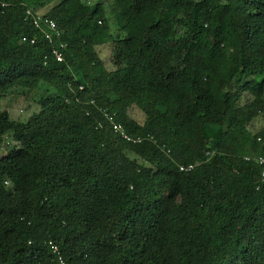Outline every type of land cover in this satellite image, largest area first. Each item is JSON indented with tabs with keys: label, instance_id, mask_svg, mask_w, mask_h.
Returning a JSON list of instances; mask_svg holds the SVG:
<instances>
[{
	"label": "trees",
	"instance_id": "obj_1",
	"mask_svg": "<svg viewBox=\"0 0 264 264\" xmlns=\"http://www.w3.org/2000/svg\"><path fill=\"white\" fill-rule=\"evenodd\" d=\"M10 95L38 109L0 110V264H264V0H0Z\"/></svg>",
	"mask_w": 264,
	"mask_h": 264
},
{
	"label": "built area",
	"instance_id": "obj_2",
	"mask_svg": "<svg viewBox=\"0 0 264 264\" xmlns=\"http://www.w3.org/2000/svg\"><path fill=\"white\" fill-rule=\"evenodd\" d=\"M26 17H30L32 24L39 29L43 34L44 37L51 43L53 44L52 47V55L55 57V59L57 61H61L63 59V55H64V48L66 47V42L60 40L61 38V31L59 30V28L57 27L55 21L51 18L48 17H44L42 16L40 13H32L31 9H27L26 10ZM26 37H23L22 40H25ZM31 42L34 41V38L30 39ZM104 113V117L107 119L108 121V125L110 126V128L112 129V131L116 134H118L119 136H121L123 139L127 140V141H131V142H138L140 141V138H134L131 135L127 134L126 131L124 130L123 125L116 121L115 119V114H110L107 113L103 110ZM256 124H264V115L261 117L260 120L255 122ZM98 126H102L101 122H98ZM206 154L208 155L209 152L207 151ZM245 159H249L250 157L245 156ZM256 161L259 164H264V157L262 156H258L255 157ZM194 165L193 164H189V165H182L180 166L181 170H188L191 169ZM261 176L262 178H264V169L261 172ZM52 251L58 256V260L60 264H63V259L59 253V250L57 249V247L55 245H51Z\"/></svg>",
	"mask_w": 264,
	"mask_h": 264
},
{
	"label": "rangeland",
	"instance_id": "obj_3",
	"mask_svg": "<svg viewBox=\"0 0 264 264\" xmlns=\"http://www.w3.org/2000/svg\"><path fill=\"white\" fill-rule=\"evenodd\" d=\"M89 2H94L96 0H87ZM108 2L109 0H104ZM100 56L103 58L105 65L110 67V56H111V47L109 45L101 46L99 49ZM35 95L33 96H19V95H10L0 99V110H8L9 113L14 118L25 119L32 112L38 109L36 103ZM134 117L138 120L142 119V114L136 110L131 111ZM6 145H12L13 142L5 137L4 142L0 145V150H2Z\"/></svg>",
	"mask_w": 264,
	"mask_h": 264
}]
</instances>
